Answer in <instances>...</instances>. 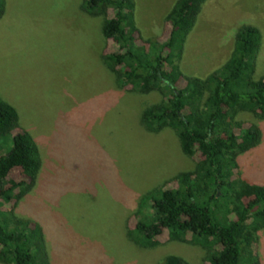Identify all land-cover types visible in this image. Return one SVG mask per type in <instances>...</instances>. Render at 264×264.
Instances as JSON below:
<instances>
[{"label": "rangeland", "instance_id": "374dc122", "mask_svg": "<svg viewBox=\"0 0 264 264\" xmlns=\"http://www.w3.org/2000/svg\"><path fill=\"white\" fill-rule=\"evenodd\" d=\"M175 1L133 0L143 38L165 40V16ZM2 2L0 97L33 138L41 166L31 190L15 204L2 202L0 212L37 225L49 264H161L168 254L209 264L197 244L164 234L141 247L127 236L141 196L193 170L197 157L182 153L170 128L150 132L143 126L142 110L161 95L118 86L102 61L117 49L101 33L102 16L85 13L82 0ZM242 24L260 32L255 76H262L264 0H205L187 34L181 71L205 76L219 68ZM235 120L260 130L259 142L237 156L235 176L264 185V118L242 111ZM252 252L264 264V227Z\"/></svg>", "mask_w": 264, "mask_h": 264}, {"label": "trees", "instance_id": "16d2710c", "mask_svg": "<svg viewBox=\"0 0 264 264\" xmlns=\"http://www.w3.org/2000/svg\"><path fill=\"white\" fill-rule=\"evenodd\" d=\"M204 1L176 0L165 16L169 29L163 41L141 36L133 0H82L81 9L103 18L101 33L117 49L104 53L102 61L118 86L160 93L158 102L142 110L143 126L150 132L170 128L182 153L197 157L193 170L141 196L129 239L150 247L167 234L169 240L201 246L209 264H258L252 247L264 227V185L238 179L235 170L237 156L259 142L260 130L242 127L235 116L245 111L264 118V74L255 76L261 36L255 26L242 24L219 68L205 76L183 73L178 61ZM40 166L33 138L0 97V204H15L29 192ZM0 262L49 264L42 233L32 220L0 212ZM161 264L189 262L168 254Z\"/></svg>", "mask_w": 264, "mask_h": 264}]
</instances>
